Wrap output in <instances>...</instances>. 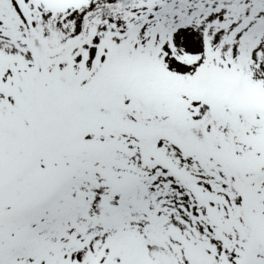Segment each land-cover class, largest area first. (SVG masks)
<instances>
[{
  "label": "snow or ice",
  "instance_id": "1",
  "mask_svg": "<svg viewBox=\"0 0 264 264\" xmlns=\"http://www.w3.org/2000/svg\"><path fill=\"white\" fill-rule=\"evenodd\" d=\"M0 264H264V0H0Z\"/></svg>",
  "mask_w": 264,
  "mask_h": 264
}]
</instances>
